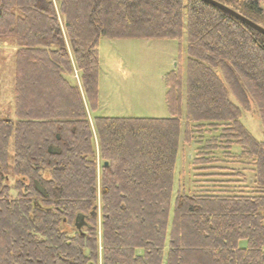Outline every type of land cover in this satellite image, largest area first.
I'll return each mask as SVG.
<instances>
[{"label":"trees","instance_id":"trees-1","mask_svg":"<svg viewBox=\"0 0 264 264\" xmlns=\"http://www.w3.org/2000/svg\"><path fill=\"white\" fill-rule=\"evenodd\" d=\"M54 1L0 0V42L16 47L0 264H264V143L241 123L253 103L264 130V36L202 0ZM214 1L264 28V0ZM183 35V130L174 72L169 118L91 114L102 39ZM181 134L197 146L188 176L175 175Z\"/></svg>","mask_w":264,"mask_h":264},{"label":"rangeland","instance_id":"rangeland-1","mask_svg":"<svg viewBox=\"0 0 264 264\" xmlns=\"http://www.w3.org/2000/svg\"><path fill=\"white\" fill-rule=\"evenodd\" d=\"M52 1L56 5L55 1ZM57 15L59 14L57 13ZM58 19L61 21L60 16H58ZM60 26L62 28L61 23ZM62 32H64V29H62ZM15 50L16 47L13 41L0 42V120H16L13 102L15 74L13 55ZM98 51L100 68L98 75V102L94 112L91 113L93 116L108 118H169L165 103L166 88L164 79L167 74L174 72L181 77V130L184 129L185 35L179 41L102 39L99 42ZM77 77L75 73L73 77L75 81L78 80ZM232 100L233 102L235 101L234 99ZM90 121H92V117H90ZM241 123L255 140L264 143V130L260 125L253 103H250L249 110L243 111ZM193 140L197 139L194 138ZM182 141L183 136L181 134L175 162V175L188 176L192 170L191 172L189 171L191 167L186 163L191 158H196L197 146H188ZM95 143L97 144L96 140ZM9 152L12 154V147L9 148ZM96 163L98 167L100 163L98 151L96 153ZM244 168H247V166ZM248 177H251V174ZM194 181H191L190 184L187 183L188 188H193ZM97 216H99V207ZM241 246L245 247V242L242 241Z\"/></svg>","mask_w":264,"mask_h":264},{"label":"water","instance_id":"water-1","mask_svg":"<svg viewBox=\"0 0 264 264\" xmlns=\"http://www.w3.org/2000/svg\"><path fill=\"white\" fill-rule=\"evenodd\" d=\"M205 3L221 10L222 12L228 14L229 16H231L232 18L238 20L239 22L243 23L244 25H246L247 27H249L250 29H252L253 31L257 32L258 34L264 36V28L258 26L257 24L251 22L250 20L244 18L243 16L239 15L238 13H236L235 11L231 10L230 8L219 4L217 2H215L214 0H202ZM75 226L77 229H80L83 226V220L81 217H77L76 222H75Z\"/></svg>","mask_w":264,"mask_h":264},{"label":"crops","instance_id":"crops-1","mask_svg":"<svg viewBox=\"0 0 264 264\" xmlns=\"http://www.w3.org/2000/svg\"><path fill=\"white\" fill-rule=\"evenodd\" d=\"M90 114H89V112H88V118H89V121H90ZM91 122V121H90ZM95 145H96V148H97V144L95 143ZM175 168H176V166H175Z\"/></svg>","mask_w":264,"mask_h":264}]
</instances>
